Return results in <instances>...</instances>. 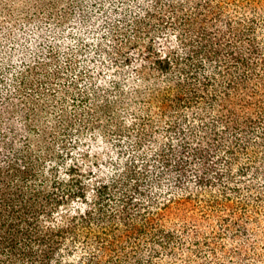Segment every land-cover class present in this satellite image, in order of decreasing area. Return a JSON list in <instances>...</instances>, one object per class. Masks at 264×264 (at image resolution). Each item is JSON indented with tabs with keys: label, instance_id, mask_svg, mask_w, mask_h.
<instances>
[{
	"label": "trees",
	"instance_id": "16d2710c",
	"mask_svg": "<svg viewBox=\"0 0 264 264\" xmlns=\"http://www.w3.org/2000/svg\"><path fill=\"white\" fill-rule=\"evenodd\" d=\"M19 2L0 264H264V0Z\"/></svg>",
	"mask_w": 264,
	"mask_h": 264
},
{
	"label": "rangeland",
	"instance_id": "374dc122",
	"mask_svg": "<svg viewBox=\"0 0 264 264\" xmlns=\"http://www.w3.org/2000/svg\"><path fill=\"white\" fill-rule=\"evenodd\" d=\"M7 0H0V2H3L5 3ZM21 2H19L18 4V7L15 9V13L17 14L18 17H22L23 13H26V12H29V11H32V10H27V9H24L23 8V5H22V0H19ZM71 0H62V5L66 4V2H69ZM6 15H3L2 18H1V23L2 25H7V24H10L12 22H10L11 18L9 17H5ZM10 26V25H9ZM54 50L57 52V54L59 55V60L60 62H63L65 64V59L67 57V62H69L68 60L71 58V62L73 64V68L72 69H66L67 70V75H65V79L68 81V79H74L75 76H76V72H79L78 69L79 68H83V70H87L89 68H86L85 66V60L83 59V57L81 56V45L77 43H74L73 44V47L71 48H68L67 50H61L59 49L58 47H54ZM39 59H41V57H38ZM76 68V69H74ZM89 71V70H88ZM88 71L86 73H88ZM86 73H82V72H79V74L81 75H84ZM81 81V84L82 86H86V82L85 79L84 81L82 79H80ZM79 81V83H80ZM59 82H66L65 80L63 81H59ZM80 84V85H81ZM69 106V105H68Z\"/></svg>",
	"mask_w": 264,
	"mask_h": 264
}]
</instances>
